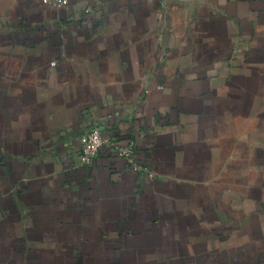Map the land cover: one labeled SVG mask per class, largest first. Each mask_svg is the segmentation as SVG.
<instances>
[{
	"label": "crops",
	"instance_id": "obj_1",
	"mask_svg": "<svg viewBox=\"0 0 264 264\" xmlns=\"http://www.w3.org/2000/svg\"><path fill=\"white\" fill-rule=\"evenodd\" d=\"M0 264H264V0H0Z\"/></svg>",
	"mask_w": 264,
	"mask_h": 264
},
{
	"label": "built area",
	"instance_id": "obj_2",
	"mask_svg": "<svg viewBox=\"0 0 264 264\" xmlns=\"http://www.w3.org/2000/svg\"><path fill=\"white\" fill-rule=\"evenodd\" d=\"M64 0H56L57 5L63 4ZM81 157L84 164L89 165L99 156L104 147L108 146V152L127 164L135 162V147L132 143L118 144L115 140H105L98 129H92L80 137Z\"/></svg>",
	"mask_w": 264,
	"mask_h": 264
}]
</instances>
